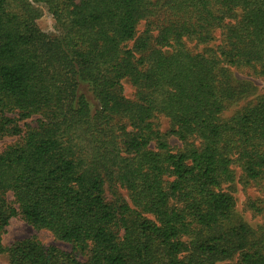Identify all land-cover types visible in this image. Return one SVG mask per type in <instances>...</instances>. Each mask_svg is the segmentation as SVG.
Returning <instances> with one entry per match:
<instances>
[{
    "label": "trees",
    "instance_id": "obj_1",
    "mask_svg": "<svg viewBox=\"0 0 264 264\" xmlns=\"http://www.w3.org/2000/svg\"><path fill=\"white\" fill-rule=\"evenodd\" d=\"M32 1L48 6L60 35L39 27ZM158 14L156 46L140 57L129 43ZM218 29L216 50L187 46V37L209 44ZM149 46L147 35L136 48ZM225 65L264 78V0H0V139L19 137L0 150V256L8 252L10 264H264V227L226 228L236 201L223 187L236 178L234 164L247 179L264 178V95L224 117L244 90ZM159 115L170 119L168 133ZM33 116L37 125L22 127ZM169 134L184 146L175 149ZM108 181L128 189L132 204L110 200ZM19 216L73 250L36 237L4 246ZM235 252L236 261L218 262Z\"/></svg>",
    "mask_w": 264,
    "mask_h": 264
},
{
    "label": "rangeland",
    "instance_id": "obj_2",
    "mask_svg": "<svg viewBox=\"0 0 264 264\" xmlns=\"http://www.w3.org/2000/svg\"><path fill=\"white\" fill-rule=\"evenodd\" d=\"M78 1V0H77ZM32 5L35 9L36 22L39 27L50 34L51 36H58L61 32V26L54 18L52 12L49 10L45 3H38L32 1ZM162 15L158 14L149 20H142L138 26L137 37L134 41H131L129 45L135 49L138 56L147 55L150 51V47L156 46V38L158 35L157 24ZM149 35L150 46L145 50H139L137 42L141 37ZM217 39L211 41L207 45H198L193 38H186L187 46L193 51H206L216 50L220 43L221 32L218 29L215 33ZM166 52H170L171 49L166 47ZM225 68L229 72L231 80L236 86L244 89L240 92L239 96L227 101L226 109L224 111V117H230L234 115L239 109L244 107L251 100H256L260 96L264 95V78L252 75L247 70H241L231 65H225ZM240 85H246L243 87ZM137 88L129 81H123V93L129 97L134 98ZM157 125L163 132L168 133L171 129V121L165 115H159L155 119ZM22 127L26 125L35 126L38 123V116H33L22 120ZM19 140V137L13 135H7L0 139V150L4 149L9 144L15 143ZM169 140L175 149L184 146V142L176 135L169 134ZM155 147L156 144L154 143ZM233 168L236 172V178L232 182L224 183L223 187L226 191L232 193L235 197V208L233 215L229 222L226 224V228L237 227L245 225L253 232L260 233L264 227V178L259 180L247 179L243 168L234 164ZM106 191L110 200H115L121 197L132 204V197L128 189L121 186L114 181H108L106 183ZM36 237L45 246L55 245L63 251L71 252L73 245L70 242L57 238L48 229H37L32 224L24 220L23 218L13 217L10 220L9 225L6 227V231L3 234V244L6 247L11 246L18 240ZM185 239L188 242L194 241L196 237L186 236ZM239 254L235 252L231 256H221L218 259L219 263L234 262L238 259ZM81 260H86L87 256L80 255ZM0 264H10L9 253L5 252L0 256Z\"/></svg>",
    "mask_w": 264,
    "mask_h": 264
}]
</instances>
